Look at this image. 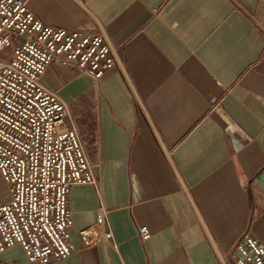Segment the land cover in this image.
<instances>
[{
	"label": "crops",
	"instance_id": "obj_1",
	"mask_svg": "<svg viewBox=\"0 0 264 264\" xmlns=\"http://www.w3.org/2000/svg\"><path fill=\"white\" fill-rule=\"evenodd\" d=\"M28 5L45 23L100 32L115 57L98 81L73 64L42 77L97 178L70 188L73 251L54 264H220L243 234L264 247V0ZM100 206L113 246L87 248L79 231ZM0 264L29 261L15 245Z\"/></svg>",
	"mask_w": 264,
	"mask_h": 264
},
{
	"label": "built area",
	"instance_id": "obj_2",
	"mask_svg": "<svg viewBox=\"0 0 264 264\" xmlns=\"http://www.w3.org/2000/svg\"><path fill=\"white\" fill-rule=\"evenodd\" d=\"M29 0H0V253L21 246L29 264H54L73 251L68 194L73 185L96 186L68 103L42 82L49 65H75L100 80L115 66L104 36L43 22ZM83 5L89 0H73ZM107 211L79 235L87 248L113 246ZM142 239L147 227L138 228ZM220 264H264V247L243 234Z\"/></svg>",
	"mask_w": 264,
	"mask_h": 264
}]
</instances>
